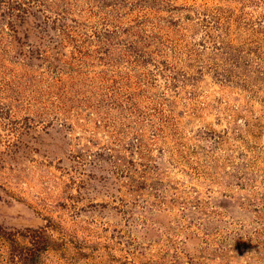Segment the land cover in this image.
Wrapping results in <instances>:
<instances>
[{"label":"rangeland","instance_id":"rangeland-1","mask_svg":"<svg viewBox=\"0 0 264 264\" xmlns=\"http://www.w3.org/2000/svg\"><path fill=\"white\" fill-rule=\"evenodd\" d=\"M0 264H264V0H0Z\"/></svg>","mask_w":264,"mask_h":264}]
</instances>
